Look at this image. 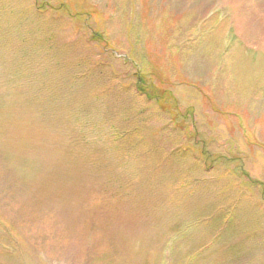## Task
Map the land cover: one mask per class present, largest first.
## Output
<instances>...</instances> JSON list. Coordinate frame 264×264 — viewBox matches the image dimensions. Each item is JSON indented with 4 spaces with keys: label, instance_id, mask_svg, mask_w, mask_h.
I'll list each match as a JSON object with an SVG mask.
<instances>
[{
    "label": "rangeland",
    "instance_id": "374dc122",
    "mask_svg": "<svg viewBox=\"0 0 264 264\" xmlns=\"http://www.w3.org/2000/svg\"><path fill=\"white\" fill-rule=\"evenodd\" d=\"M35 1L0 0V264H264V0Z\"/></svg>",
    "mask_w": 264,
    "mask_h": 264
},
{
    "label": "trees",
    "instance_id": "16d2710c",
    "mask_svg": "<svg viewBox=\"0 0 264 264\" xmlns=\"http://www.w3.org/2000/svg\"><path fill=\"white\" fill-rule=\"evenodd\" d=\"M34 4H33V7H28L27 11L26 12V15H25V21L28 19L30 20V17H34V18H37L39 17V22L42 23V27L44 28H47V25L45 24L44 22V19L43 18V15H42V11L40 10L41 6H38V3H36L35 0H33ZM42 17V18H41ZM5 51L9 52V48H8V44H7V41L4 39V38H0V61L6 59L7 60V55L5 54ZM20 52V51H19ZM23 52V50H21V53ZM28 53V51H26ZM25 55H23L24 57ZM7 63V62H6ZM16 66H18V64L15 63ZM15 65L13 66H10L8 65L7 67H5V69L2 67V64H0V91L4 90V87L5 85H7L6 81L4 80V74H5V70L6 69H10L12 67V69L16 70L17 67H14ZM19 67V71L17 73V77L20 76V73H21V69L23 70H27L28 68L26 67H23L21 65L18 66ZM33 79V77H32ZM32 79L30 81H14L15 83H12L11 82H8V89H10L11 87H14L15 88V85L18 84L17 86V89L19 88V91H20V94H22V96L20 97L19 95L16 97L15 101L12 103L13 107H17L18 108L20 106H23L25 104H28V105H32L33 103H39V101L37 100H41L42 97L38 98V97H35V96H30V97H27L26 95H23L24 93H26L25 90L28 91H35L36 88H35V85H34V81H32ZM15 80V79H13ZM23 92V93H22ZM43 100V98H42ZM0 111H3L1 109V106H0ZM125 143H130V142H125ZM124 142H120L119 146H126L127 144H125ZM112 144H114V142H112ZM135 148V147H134ZM139 154V153H138ZM138 158V156H134V159ZM138 160H144L143 157L138 159ZM145 162V160H144ZM220 234H216V238L219 236ZM190 260H192V262H195L197 261V258L194 257V258H190Z\"/></svg>",
    "mask_w": 264,
    "mask_h": 264
}]
</instances>
